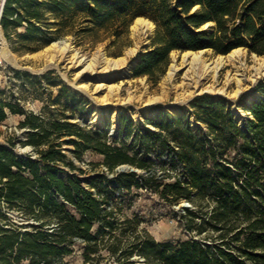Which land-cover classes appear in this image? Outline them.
Returning a JSON list of instances; mask_svg holds the SVG:
<instances>
[{"label": "trees", "instance_id": "16d2710c", "mask_svg": "<svg viewBox=\"0 0 264 264\" xmlns=\"http://www.w3.org/2000/svg\"><path fill=\"white\" fill-rule=\"evenodd\" d=\"M141 16L152 20L156 31L133 71L154 84L175 50L228 54L242 47L264 54V0H6L0 24L8 40L35 43V51L69 34L103 33V39L115 37L116 44ZM259 89L264 96V83ZM1 94L0 89V124L8 110L24 115L19 124L25 129L23 144L35 156L17 154L0 142V200L28 221L12 222L0 207V218L8 219L6 227L0 226V264H69L65 257L77 245L83 248L82 264H99L104 248L117 264H134V255L144 256L147 264H264V98L249 106L247 128L226 99L204 94L191 109L183 106L182 113L159 111L149 120L155 129L135 128L130 117L121 116L120 137L113 138L107 129L67 120L78 108L75 92L68 102L75 105L73 113L47 121ZM132 136L131 144L123 139ZM87 150L104 155L103 165L116 176L102 171L83 179L69 172L66 167L86 173L68 152L81 157ZM153 151L168 152L169 160L158 163L148 154ZM124 164L148 174L118 172ZM181 168L182 177L165 181L170 170ZM152 187H162L161 195L170 202L187 198L212 206L201 213L187 209L189 227L199 235L209 227L219 232L209 234L212 244L157 242L138 228L139 218L124 220L133 228L130 236L119 224L116 188L123 193ZM196 218L202 221L197 224Z\"/></svg>", "mask_w": 264, "mask_h": 264}, {"label": "rangeland", "instance_id": "374dc122", "mask_svg": "<svg viewBox=\"0 0 264 264\" xmlns=\"http://www.w3.org/2000/svg\"><path fill=\"white\" fill-rule=\"evenodd\" d=\"M2 3L3 0H0V9ZM134 22L130 26L129 32L124 34L116 44H114L115 37L103 39V33L101 36L84 35L80 37L69 34L57 38L54 42H58L61 46L69 43L82 56L95 57L104 52L111 58L124 57L129 49L136 47L134 46L136 39L141 35L148 40L146 48L149 49L152 46L156 25L154 28H146L145 33L141 32L139 35H135L132 27ZM20 31H24V28H20ZM5 44L17 57L20 66L13 65L4 58L2 50ZM50 45L34 51L36 49L35 43H25L17 37L10 41L6 38L2 27L0 28V89L2 98L34 114L42 113L46 121L52 116L56 117L57 114H72L75 105H68V102L71 100V92H75L79 100L78 108L75 111V116L67 118V120L96 125L101 129H107L109 136L119 138L121 116L130 117L135 128L145 126L155 129L149 120L155 119L159 111L182 113L185 111L182 109L183 106L191 109L192 101L189 100L192 97L203 93L195 87L193 80H186L187 68L182 65V55L185 51L175 50L171 53V63L166 73L157 84H154L147 76H132L130 79L124 76L123 70L134 59L132 56H129L127 62L119 69L107 68L104 63H98L94 69L84 70V67L77 60L71 59L59 50L56 53L53 52L49 49ZM242 49L240 58L236 62L229 61L220 71L217 81L209 79L204 82L203 88L214 82L218 88H225V94L211 92L205 94L212 95L217 99H226L239 124L247 128L248 121L252 118L248 111L250 106L248 100L252 99L253 101L261 95L259 85L264 83V69L258 71V67L264 62L261 58L264 54L250 53L248 49ZM140 52L139 49L137 57L141 56ZM51 54H55L54 61L50 57ZM220 55L227 54L216 53L213 49H207L205 52L208 61H212ZM256 55L262 60H258ZM175 56L181 68L173 79H169L167 75ZM237 75L242 79L241 82L237 79L230 81V77ZM69 83L75 84V86L86 85L89 94L81 92ZM100 84L103 86L99 87ZM70 103L73 104L72 101ZM235 110H238V113ZM8 113V120L0 124V142L10 140L13 143L9 144V147L17 154H33L35 156L33 148L23 144L26 134L25 130L23 131L19 127V124L24 120V115L12 113L10 110ZM82 118H88L91 122L83 123ZM191 122L196 130L197 122L193 116ZM7 123L12 125L4 127ZM203 128L208 129L206 125H203ZM133 138L132 136L123 139L131 144ZM136 147L139 148L138 145ZM68 154L79 167L86 169V173L80 174L79 171H72L66 167L67 170L78 174L83 179L88 175L94 176L98 172L102 173V171H105L109 177L116 176L115 172L108 171L103 165L104 155L98 152L87 150L81 157H77L71 152ZM148 154L160 164L169 160V153L166 151H153ZM120 166L116 168L118 172L123 171L119 169ZM137 170L145 175L148 174L145 170ZM125 171H129V169ZM168 174L169 176L165 178V181L173 182L178 176H183L182 168L178 171L170 170ZM84 184L87 185L85 182ZM160 190L162 187L159 190L155 187L133 188L131 191L125 190L121 193L120 189L116 188V196L119 198L114 202V206L118 210L120 226L132 236L133 228H129L124 220L126 218H139L138 228L149 232L157 242L176 243L180 240L197 239L206 245H211L212 241L208 237L209 234L216 237L219 232L209 227L207 231L199 235L196 227H189L191 219L187 209L201 213L211 210L212 206L206 205V201H199L195 204L187 198H182L178 202H170L161 195ZM3 212L11 217L9 219L12 222L17 224L28 222L20 217L16 209H9L6 206ZM240 219L242 220V216ZM30 221L32 222V219ZM201 221L202 218L195 219L197 224ZM7 223V218H0V226L6 227ZM117 233H120V230ZM233 246L237 247V245ZM65 259L69 264H82L84 261L82 246L77 245L73 253L67 255ZM132 260L134 264H147L146 258L141 255H134ZM113 261L109 250L104 248L101 251L99 264H117Z\"/></svg>", "mask_w": 264, "mask_h": 264}, {"label": "bare ground", "instance_id": "6f19581e", "mask_svg": "<svg viewBox=\"0 0 264 264\" xmlns=\"http://www.w3.org/2000/svg\"><path fill=\"white\" fill-rule=\"evenodd\" d=\"M134 23L135 24L132 27H133V31L135 35H139V33L141 32L145 33L146 28L155 27V23L152 20L146 19L144 17H138ZM140 38H142V35L141 37L136 39V44L134 45L136 47L129 49L126 53V56L119 57V58H111L107 56L104 52L95 57H87L84 55L82 56V55H79L74 49V47L69 43H65V45L61 46L59 45L58 42H53L49 46V49L53 50V52L55 53L59 50L62 53L69 56L71 59L77 60L79 64H81L84 67V70L94 69L98 63H104L107 66V68L119 69L122 67V65L125 64V62H127L129 56L136 55V52L138 50L137 43ZM242 50H243L242 47L236 48L230 53H228L227 55H220L212 61H208L209 59L205 57L206 50H187L185 51L182 55V65L185 68H187V72L185 74L186 80H193L196 85L195 87L200 89L199 92H211L215 94H225L226 93L225 88H218L215 82L210 84L206 88H203V84L205 81L209 79H213L214 81H217L222 68L229 61L236 62L240 58ZM2 51L4 53V58H6L8 62L12 63L13 65L20 66V64L18 63L17 57L12 53V51L8 48L6 44ZM54 56L55 54L50 55L52 61H54ZM256 58L258 60L261 58L264 60V56L260 58L258 55H256ZM179 64L177 63V58L175 56L174 62L171 64L168 75H167L169 79H173L176 76L177 72L181 68ZM262 68L264 69V62L260 67H258V71H260V69ZM123 74L125 77L130 79L133 76L132 66L131 65L126 66L125 69L123 70ZM229 79L230 81L237 79L239 82H241L242 80L241 78L238 77V75L230 77ZM102 86L103 84H100L99 87H102ZM76 87L80 89L81 92L85 94H89L86 85H80ZM252 102H253L252 99L248 100L249 105H251ZM235 111L238 113V110H235Z\"/></svg>", "mask_w": 264, "mask_h": 264}, {"label": "water", "instance_id": "95a60500", "mask_svg": "<svg viewBox=\"0 0 264 264\" xmlns=\"http://www.w3.org/2000/svg\"><path fill=\"white\" fill-rule=\"evenodd\" d=\"M5 2H6V0H3L2 7H1V11H0V20H1L2 13H3V9H4ZM196 8H197V7H195L194 10H195ZM210 25H211V23H207V24H205V25L203 26L202 29H207ZM0 26H1V24H0ZM135 44H136V42H135ZM137 44H138V50H139V49L141 50V52H140L141 55H142L143 53H145V52L148 51V49L146 48L147 45H148V42H147V39H146V38H143V37L140 38V39L138 40V43H137ZM138 50H137V52H136V55H135V56H132V57H134V59H133V60L131 61V63H130V65L132 66V69H133L136 65H138V62L140 61V57H137ZM200 50H207V49H200ZM133 76H134V71H133ZM69 84H70L71 86L76 87L75 84H72V83H69ZM76 88H77V87H76ZM77 89H78V88H77ZM78 90H80V89H78ZM80 91H81V90H80ZM205 93H208V92H203L202 94H198V95L192 97L189 101H193L194 99H196V97H198V96H200V95H203V94H205ZM258 98L263 99L264 96H263V95H259ZM252 103H253V102H252ZM251 105H252V104H251ZM251 105H250V106H251ZM168 107H173V106H168ZM82 122H83V123H89V122H91V120L88 119V118H82ZM119 169H120V170H123V171L128 170V169H129L130 171H135V170H137V169H135L134 167H131V166H129V165H121Z\"/></svg>", "mask_w": 264, "mask_h": 264}, {"label": "built area", "instance_id": "2783aa9c", "mask_svg": "<svg viewBox=\"0 0 264 264\" xmlns=\"http://www.w3.org/2000/svg\"><path fill=\"white\" fill-rule=\"evenodd\" d=\"M10 130H12V127H10ZM22 130L24 131L25 129H22ZM1 143L5 144L6 146H9V144H10L9 141H4V142H1ZM0 205H1V210L4 211V208H6V206H7V203H6L4 198H2L0 200Z\"/></svg>", "mask_w": 264, "mask_h": 264}, {"label": "crops", "instance_id": "0c3cea01", "mask_svg": "<svg viewBox=\"0 0 264 264\" xmlns=\"http://www.w3.org/2000/svg\"><path fill=\"white\" fill-rule=\"evenodd\" d=\"M8 118H9V117H7V119H6V120H8ZM6 120H5V121H3V123H4V122H6ZM7 125H12V124H11V123H9V124L7 123V124H5V126H4V127H6Z\"/></svg>", "mask_w": 264, "mask_h": 264}]
</instances>
